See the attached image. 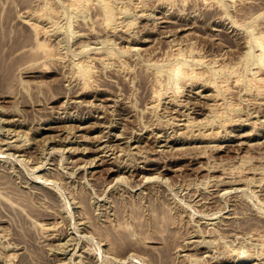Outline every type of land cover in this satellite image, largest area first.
Wrapping results in <instances>:
<instances>
[{"label": "rangeland", "instance_id": "374dc122", "mask_svg": "<svg viewBox=\"0 0 264 264\" xmlns=\"http://www.w3.org/2000/svg\"><path fill=\"white\" fill-rule=\"evenodd\" d=\"M261 6L0 0V264H264Z\"/></svg>", "mask_w": 264, "mask_h": 264}, {"label": "bare ground", "instance_id": "6f19581e", "mask_svg": "<svg viewBox=\"0 0 264 264\" xmlns=\"http://www.w3.org/2000/svg\"><path fill=\"white\" fill-rule=\"evenodd\" d=\"M261 7H264V6H261ZM0 85H2V83H4V82H7V79H8V76H9V73H10V63L8 62V61H10V58L8 59V58H6V55H5V51H4V43H5V41H6V38H5V35L2 33V29H0ZM29 38V37H28ZM25 39H27V37L25 38ZM4 112V111H3ZM81 120V119H80ZM81 124V123H80ZM79 125H77V127H78ZM54 127V126H53ZM57 127V126H56ZM79 127H81V126H79ZM83 127V126H82ZM81 127V128H82ZM85 128H86V126H85ZM49 129V128H48ZM54 129H55V127H54ZM80 129V128H79ZM98 140V139H97ZM7 144H9V143H7ZM17 144V146L18 145H20L19 143H16ZM11 146H12V144H11ZM16 146V145H15ZM15 146H13V147H15ZM16 146V147H17ZM19 147H21V146H19ZM12 148V147H11ZM10 149V148H9ZM17 149V148H16ZM19 149H21V148H19ZM23 149V148H22ZM98 150V149H97ZM101 150H104V148L103 149H101ZM94 151V150H93ZM22 152V151H21ZM8 154V153H7ZM6 154V155H7ZM9 155V154H8ZM11 155H13V154H11ZM108 156V155H107ZM109 156H110V154H109ZM109 156H108V158H109ZM104 157V156H103ZM102 157V158H103ZM96 158H98V157H96ZM106 158V157H105ZM104 158V159H105ZM104 159H103V161H104ZM92 160H95V158L94 159H92ZM97 160V159H96ZM95 160V161H96ZM99 161H100V157H99ZM108 161V160H107ZM97 162V161H96ZM92 163V162H91ZM101 163V162H100ZM104 163V162H103ZM150 169V168H149ZM144 170V169H143ZM148 171V170H147ZM150 173H152V172H150ZM3 179H2V177L0 176V185L4 188V190H3V192L6 194V195H10L11 193H12V191L10 192V193H8L9 191V188H7V189H5V185L7 184V182H5L6 180H4V182H5V184H4V182L2 181ZM234 180V179H233ZM222 181H224V180H222ZM227 181V180H226ZM226 181H224V182H226ZM231 182V180H228V182ZM240 181V180H239ZM229 182V183H230ZM238 182V181H237ZM222 183V182H221ZM227 183V182H226ZM233 183V182H232ZM2 184H4V185H2ZM224 185H225V183H224ZM227 185V184H226ZM0 186V187H1ZM230 187V186H229ZM226 188V187H225ZM215 189V188H214ZM217 189H220V188H217ZM46 200V199H45ZM15 202H16V200H15ZM18 202V201H17ZM16 202V203H17ZM48 203V202H47ZM1 205H3L2 203H1ZM20 204H18V206H19ZM23 205V204H22ZM9 207H11V208H14V205H10ZM22 207V206H21ZM155 210V209H154ZM45 211V210H44ZM230 211V210H229ZM37 213V216L39 217V216H41V214H43L44 215V217L46 218V216H45V214H44V212L43 211H41L40 209H39V211H37L36 212ZM48 213V212H47ZM117 213V211L115 212V214ZM233 213V212H232ZM49 214V213H48ZM235 214V213H234ZM239 214V213H238ZM13 215V214H12ZM50 215V214H49ZM116 215H118V213L116 214ZM227 215H230V214H227ZM233 215V214H232ZM237 215V214H236ZM52 216V215H51ZM239 216V215H238ZM241 216V215H240ZM42 217V216H41ZM40 217V218H41ZM226 217V216H225ZM224 217V218H225ZM231 217V216H230ZM233 217V216H232ZM51 218V217H50ZM154 218V217H153ZM237 218V217H236ZM12 219H13V217H12ZM24 219V216L21 214V213H19V212H14V223H16V222H21L22 220ZM234 218H232L231 220H233ZM241 219V218H240ZM239 218H238V220H240ZM229 221H230V219H228ZM237 220V219H236ZM252 220V219H251ZM250 220V221H251ZM254 220V219H253ZM256 220V219H255ZM254 220V221H255ZM258 220H260V219H258ZM258 220H256L255 222L258 224L259 222H258ZM13 221V220H12ZM234 222H237V221H235V219L233 220ZM240 221H242V220H240ZM248 221H249V219H248ZM262 221V220H261ZM244 222H246L245 224L246 225H248L247 224V221H244ZM251 222H253V221H251ZM250 222V223H251ZM263 222H264V220H263ZM43 223V222H42ZM42 223H41V225H42ZM47 223V222H46ZM45 223V224H46ZM224 224H225V222H223ZM227 224H228V222H226ZM230 224H233L231 221L229 222ZM241 224V226H242V222H240ZM249 223V224H250ZM49 224V223H48ZM125 224V223H124ZM235 224H237L238 225V223H235ZM235 224H233L234 225V227L236 226V227H239V226H237V225H235ZM244 224V225H245ZM262 224V223H261ZM264 224V223H263ZM117 225V224H116ZM115 225V226H116ZM123 225V224H122ZM245 225V227H247ZM253 225H254V223H253ZM253 225H252V227H253ZM121 225H120V223H119V227H120ZM125 226V225H124ZM124 226H123V228H124ZM129 226V225H128ZM127 226V227H128ZM228 226V225H227ZM240 226V227H241ZM251 226V225H250ZM117 227H118V225L116 226V229H117ZM118 227V229H120ZM127 227H125V228H127ZM131 226H129V228H130ZM220 227H222L221 225H220ZM226 227V226H225ZM233 227V226H232ZM231 227V230H234V228H232ZM235 227V228H236ZM254 227H256V226H254ZM22 228V227H21ZM229 230H230V227L228 226L227 227ZM242 228H244V227H242ZM248 228H250L249 227V225H248ZM257 228V227H256ZM106 229V228H105ZM111 229V227L108 229L109 231H106V230H104L105 231V240L108 242V244L110 245V247H111V249L113 250V251H115V252H124V250L125 249H127V248H129L130 249V247H134V246H136L137 248H138V250L137 249H135V250H137V251H139L140 249H139V247H140V245H139V240L137 241L136 239H133V237H135V238H137L135 235L133 236V237H130L129 236V234L131 233H129L128 231V233L129 234H126L125 232H126V230H125V232L123 231V232H119V230L117 231V230H114V229H112V231L110 230ZM122 229V228H121ZM120 229V230H121ZM223 229H225L226 230V228H223ZM222 228H221V230H223ZM240 229V228H239ZM239 229H238V231H239ZM253 229H255V228H253ZM261 229H263V228H261ZM102 230V229H101ZM103 230L101 231V233L103 232ZM130 230H131V228H130ZM220 230V231H221ZM229 230H227V231H229ZM241 230V229H240ZM250 230V229H249ZM257 230V229H256ZM264 230V229H263ZM21 231V230H20ZM236 231V230H235ZM242 231V230H241ZM244 231V230H243ZM246 231V230H245ZM248 231V230H247ZM246 231V232H247ZM252 231V230H251ZM255 231V230H254ZM132 232H134V231H132ZM216 232H217V229H216ZM231 232H233V231H231ZM100 233V232H99ZM162 233V232H161ZM229 233V232H228ZM227 233V234H228ZM249 233V232H248ZM254 233V232H253ZM252 233V234H253ZM23 234L24 235H28L27 233H26V231L25 232H23ZM104 234V233H103ZM133 234V233H132ZM250 234V233H249ZM257 234V233H256ZM32 235V234H31ZM100 235V234H99ZM160 235V234H159ZM254 235V234H253ZM29 236V235H28ZM162 236H163V234H162ZM251 236V235H250ZM99 237H101V236H99ZM160 237V236H159ZM164 237V236H163ZM98 238V237H97ZM103 238V237H102ZM161 238V237H160ZM142 239V238H141ZM162 239V238H161ZM167 238H166V236L164 237V239H162V245L160 246V247H158V248H160V249H156V254H158V256H159V254H162L163 253V257H158L157 259H156V263L157 264H163V262H165V260H166V257L169 255V249H168V247H169V244H168V240H166ZM28 240H30L29 238H28ZM104 240V239H103ZM148 241V240H147ZM152 241H154V239L152 240ZM151 241V242H152ZM157 242V241H156ZM149 245V244H148ZM106 246V245H105ZM142 246H143V244H142ZM144 246H145V244H144ZM147 247H149V246H146V248ZM152 248H154L155 249V247L156 246H151ZM150 247V248H151ZM156 247V248H157ZM144 249H145V247H143ZM151 248V249H152ZM146 250V249H145ZM148 250H150V249H148ZM147 250V251H148ZM141 251V250H140ZM110 252V251H109ZM162 252V253H161ZM150 256V255H149ZM153 256V255H152ZM246 256V255H245ZM247 257H249V256H247ZM259 257V256H258ZM262 257V256H261ZM152 258H154V257H151V259ZM156 258V257H155ZM245 258V257H244ZM262 259H263V257H262ZM261 259V260H262ZM152 260H154V259H152ZM250 260V259H249ZM248 260V261H249ZM219 261V260H218ZM254 261V260H253ZM263 261V260H262ZM261 262V261H260ZM47 263V261L46 260H41V261H38V264H46ZM190 263V262H189ZM197 264V262H192L191 264ZM263 263V262H262ZM241 264V263H240ZM243 264V263H242ZM252 264V263H251Z\"/></svg>", "mask_w": 264, "mask_h": 264}]
</instances>
